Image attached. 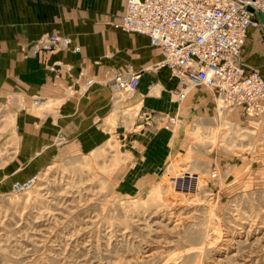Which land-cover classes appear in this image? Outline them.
Wrapping results in <instances>:
<instances>
[{
	"label": "rangeland",
	"instance_id": "rangeland-1",
	"mask_svg": "<svg viewBox=\"0 0 264 264\" xmlns=\"http://www.w3.org/2000/svg\"><path fill=\"white\" fill-rule=\"evenodd\" d=\"M124 71L84 81L125 134L34 132L59 100L0 94V264H264V114L196 84L182 101L167 86L173 109L117 107Z\"/></svg>",
	"mask_w": 264,
	"mask_h": 264
},
{
	"label": "crops",
	"instance_id": "crops-1",
	"mask_svg": "<svg viewBox=\"0 0 264 264\" xmlns=\"http://www.w3.org/2000/svg\"><path fill=\"white\" fill-rule=\"evenodd\" d=\"M125 3L126 0H0V94H24L27 102L36 98L60 102L54 114L44 110L30 117L34 132H48L52 127L55 133H100L103 126L104 132H131L129 120L124 117L121 119L125 123L120 119L116 125L112 123L115 103L109 89L84 81L86 77H101L112 67L140 70L134 97L117 107L137 105L139 111L174 108L167 86L175 84L176 79L169 80L168 67L157 66L162 58L160 49L151 46L145 35L112 25ZM50 32L70 35L71 47L51 51L35 47ZM74 45H79V50H74ZM241 59L264 76V30L248 28ZM31 107L28 102L26 109Z\"/></svg>",
	"mask_w": 264,
	"mask_h": 264
},
{
	"label": "built area",
	"instance_id": "built-area-1",
	"mask_svg": "<svg viewBox=\"0 0 264 264\" xmlns=\"http://www.w3.org/2000/svg\"><path fill=\"white\" fill-rule=\"evenodd\" d=\"M256 11L264 15V0H126L112 25L145 35L160 49L157 66L168 67L176 79L179 101L189 85L196 84L212 89L224 105L263 115L264 76L241 59L248 28L264 30ZM71 45L70 35L50 32L35 47L51 51ZM73 49L79 50V45ZM139 77L140 70L114 72L106 81L113 91L132 92Z\"/></svg>",
	"mask_w": 264,
	"mask_h": 264
},
{
	"label": "water",
	"instance_id": "water-1",
	"mask_svg": "<svg viewBox=\"0 0 264 264\" xmlns=\"http://www.w3.org/2000/svg\"><path fill=\"white\" fill-rule=\"evenodd\" d=\"M248 9L253 11V8L251 6H248ZM257 16L260 18L262 22H264V15L261 11H256Z\"/></svg>",
	"mask_w": 264,
	"mask_h": 264
},
{
	"label": "bare ground",
	"instance_id": "bare-ground-1",
	"mask_svg": "<svg viewBox=\"0 0 264 264\" xmlns=\"http://www.w3.org/2000/svg\"><path fill=\"white\" fill-rule=\"evenodd\" d=\"M89 84H92V83H89ZM219 103H220V100L219 99H216Z\"/></svg>",
	"mask_w": 264,
	"mask_h": 264
}]
</instances>
